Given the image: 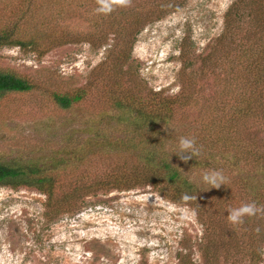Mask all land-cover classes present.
<instances>
[{"label":"rangeland","instance_id":"rangeland-1","mask_svg":"<svg viewBox=\"0 0 264 264\" xmlns=\"http://www.w3.org/2000/svg\"><path fill=\"white\" fill-rule=\"evenodd\" d=\"M20 1L0 0V25L16 23ZM158 1L162 0L30 2L25 21L29 27L23 31L46 28L52 33L51 43L43 56L0 47V69L35 85L33 92L9 96L0 104L1 161L49 156L69 139L87 136L91 120L109 131L122 118L104 99L112 88L170 96L183 88L193 104L182 112L177 126L195 128L205 108L217 105L227 112L232 102H240L247 58L264 47V1L242 9L223 38L225 14L235 0H169L177 9L153 21L141 20L138 32L132 31L129 38L120 28L118 34L111 33L109 24L117 12L142 16ZM105 2L112 5L111 11L99 10ZM95 21L99 26H92ZM53 37L69 42L58 45ZM117 49L125 50L120 57L126 63L119 77L113 74ZM86 84L95 86L90 102L66 113L49 102L50 92H69ZM251 122L249 135L264 147V120ZM122 128L113 133L122 136ZM244 136L245 129L240 132V138ZM120 158L90 163L85 174L90 180L102 175ZM82 172L65 179L63 186L83 182ZM235 191L231 188L224 195L222 190H207L208 209L199 218L189 206L148 185L84 196L71 211L46 206V196L34 189L0 187V264H264V219L245 216L246 224L233 225L227 218L230 208L242 205ZM248 235L252 244L260 240L257 250L252 245L246 251ZM253 251L260 253L256 263Z\"/></svg>","mask_w":264,"mask_h":264},{"label":"trees","instance_id":"trees-1","mask_svg":"<svg viewBox=\"0 0 264 264\" xmlns=\"http://www.w3.org/2000/svg\"><path fill=\"white\" fill-rule=\"evenodd\" d=\"M32 1L36 0L20 1L16 23L0 25V47L15 46L43 56L49 49L47 45L51 43L49 39L52 33L38 27L30 32L23 31L29 27L25 21L29 17L27 7ZM263 1L235 0L225 14L224 31L220 38L232 30L233 20L240 19L242 9ZM153 5L142 16L130 18L129 14L117 12L115 22L109 24L111 33L118 34L116 30L120 28L129 38L132 31L136 33L141 20L159 19L178 7L169 0ZM108 16L112 17V13H108ZM98 23L95 21L92 26H99ZM53 41L58 45L69 42L55 38ZM115 41L117 44L118 38ZM121 43L126 44L127 41ZM124 52L117 49L118 58L113 74L118 77L126 64L121 59ZM120 53L123 56L120 57ZM113 83L116 88L120 86L117 77ZM239 88L240 102H232L233 106L227 112L217 105L212 110L205 108L194 121L196 128L192 124L177 126L182 120V112L193 104L183 88L175 96L152 90L142 94L134 88L107 90L104 96L106 104L111 111L122 115L109 131L105 124L100 127L101 122L91 120L87 136L69 139L68 144L58 147L46 158L20 157L16 158V162L0 160V187L34 189L46 196V206L54 205L56 209L65 211L73 210L76 201L87 195L145 185L176 203L189 206L199 218L208 209L207 190H222L225 195L232 188L242 204L255 202L264 205V147H258L247 130L251 121L264 120V47L257 54L248 56L246 74L242 76ZM34 89L35 85L27 78L0 69V104L9 96L28 94ZM94 94L95 86L86 84L69 92H50L48 99L55 110L66 113L82 103L90 102ZM224 106L228 109L226 102ZM104 122L108 124L109 121ZM121 126L122 136H117L120 132L114 134L113 130ZM243 129L246 136L240 138ZM181 137L194 138L199 148L198 154H193L186 161L175 154ZM119 155L123 156L120 162L111 163L110 169L102 175H95L91 180L86 176L84 170L88 168L90 171V166L87 167L90 163H109ZM211 169L221 170L225 177L219 187H212L201 178L205 171ZM79 171H83L79 173L83 182L71 181L67 183L68 186H63L65 179L72 178ZM185 194L193 198L183 200ZM255 216L264 219V213ZM247 238L246 251L249 252L252 245L257 250L260 240L252 244L249 235ZM252 257L256 263L260 259L259 251H253Z\"/></svg>","mask_w":264,"mask_h":264},{"label":"clouds","instance_id":"clouds-1","mask_svg":"<svg viewBox=\"0 0 264 264\" xmlns=\"http://www.w3.org/2000/svg\"><path fill=\"white\" fill-rule=\"evenodd\" d=\"M123 2V0H121ZM112 5L110 3H103L102 11L108 12L111 11ZM178 151L175 153L177 154L180 159L188 160L189 158L193 157V154H198L199 148L196 145V141L194 138H187L181 137L179 143L177 145ZM203 182L211 185L212 187H219L223 184L225 177L221 170L211 169L205 171L202 174ZM193 197L185 194L182 196L183 200H189ZM258 213H264V205H257L255 202L245 203L239 207L230 208L228 210V220L233 225L242 224L244 221V217L248 216H255ZM259 231V229H257Z\"/></svg>","mask_w":264,"mask_h":264}]
</instances>
